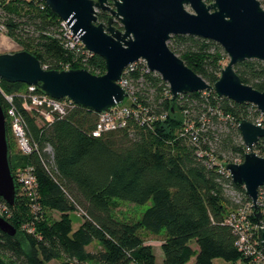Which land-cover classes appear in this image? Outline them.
<instances>
[{
	"label": "trees",
	"instance_id": "16d2710c",
	"mask_svg": "<svg viewBox=\"0 0 264 264\" xmlns=\"http://www.w3.org/2000/svg\"><path fill=\"white\" fill-rule=\"evenodd\" d=\"M96 15L98 23H107V11L98 10ZM60 22L43 0H0V23L6 34L46 69L58 70L68 63L71 68L103 74L102 57L65 46L58 36ZM113 24L120 27L118 21ZM168 45L207 83L213 85L219 78L226 54L218 43L173 35ZM234 69L243 83L264 90L262 61L244 60ZM125 77L135 88V103L148 110L152 121L142 123V115L128 116L123 126L99 136L93 134L98 112L73 105L64 115L50 114L49 120V109L31 100L27 84L0 80L3 92L14 95L34 145L30 154L20 153L6 120L16 196L14 205L0 197V205L16 233L0 231V264L53 260L57 264H159L142 231L162 235L161 264H213L215 258L225 264H251L236 246L238 233L226 222L251 200L242 186L219 169L243 160L247 147L237 125L240 120L258 118L264 125L260 111L251 103L219 97L213 90L179 94L172 102L167 83L158 74L146 72L141 62ZM0 104L5 114L2 93ZM253 150L264 156V137ZM26 168L35 177L33 193L20 181ZM231 191L241 195V203ZM259 199L261 217L257 219L253 211L249 215L257 224L264 221V186ZM117 200L150 205L139 218L123 219L114 213ZM52 211L59 213L58 218H52ZM71 211L82 217L75 230ZM94 243L97 249L88 250Z\"/></svg>",
	"mask_w": 264,
	"mask_h": 264
},
{
	"label": "water",
	"instance_id": "95a60500",
	"mask_svg": "<svg viewBox=\"0 0 264 264\" xmlns=\"http://www.w3.org/2000/svg\"><path fill=\"white\" fill-rule=\"evenodd\" d=\"M50 11L66 22L85 49L102 57L105 72L85 68L46 69L25 50L0 53V80L39 87L47 95L69 98L95 112L120 104L126 96L117 83L130 64L144 60L149 71L169 86L171 101L177 95L213 90L236 103H251L264 114V90L245 84L234 66L256 59L264 63V10L259 0H43ZM190 10H189V9ZM109 13L106 24L97 22V11ZM114 18L120 27H116ZM173 35H191L218 43L228 57L213 85L189 68L168 42ZM264 117V116H263ZM248 151L239 163H226L232 182L242 186L253 213L261 217L258 198L264 186V156L253 146L264 137V127L246 119L238 125ZM16 184L9 165L6 121L0 104V197L14 205ZM0 231L13 236L16 229L0 216ZM257 243L264 252V227Z\"/></svg>",
	"mask_w": 264,
	"mask_h": 264
},
{
	"label": "built area",
	"instance_id": "2783aa9c",
	"mask_svg": "<svg viewBox=\"0 0 264 264\" xmlns=\"http://www.w3.org/2000/svg\"><path fill=\"white\" fill-rule=\"evenodd\" d=\"M261 7L264 10V3H261ZM41 8H43V5H41ZM60 26V33L58 36L60 39H62L66 47L70 49H75L77 51L82 48L84 50L82 52L87 56H90L92 54L90 51L85 49L78 36L73 35L71 33V30L67 27L65 21L61 20ZM0 30L6 32V27L3 24H0ZM138 62L144 64L146 72L149 71L144 60H138L128 65L123 70L121 78L117 83L123 88L126 93V96L120 104H117L113 107L108 108L105 111L98 113L96 125L93 130L94 135L99 136L107 130L123 126L125 124L126 117L128 116H132L138 119L140 115H142V123H149L150 121H152L151 117L148 115V110L145 107H141V105L135 103V88L125 77L128 72L134 69L135 65ZM70 68V65L67 63L61 65V69L58 70H67ZM27 89L28 96L34 103H36L37 105H45L49 109V120L51 117L50 114L58 113L59 115H64L67 109H69L73 105H76L71 99L66 97L61 99L53 98L44 93L39 87L35 85H27ZM38 89L39 92H37ZM0 93H2L7 103L5 113L6 115L4 114L5 121L8 120L10 122L11 132L15 139L17 149L20 151V153L24 155L30 154L34 149V145L32 144L27 134V130L23 120L21 119L20 115L16 110L14 104V95L4 93L3 89L1 88V84ZM124 101H126L125 104L123 103ZM161 117L164 118L165 114ZM253 123L264 127L261 118L256 119V121ZM211 161H215L213 157L211 158ZM219 171L227 172L225 166H220ZM20 181L23 183V187L27 189L29 193L34 192V188L36 187V181L33 173H31L30 171V168H26L20 173ZM230 193L232 194L237 203H241L242 199L240 194L235 193L233 191H231ZM259 201L260 199L258 198V205H260ZM0 209L7 212L5 207L1 205ZM252 211V203L242 204L236 212L231 213L226 218V222L232 225L235 231L238 233V240L236 241V246L238 250L241 251L244 256L249 258L251 264H264V252L258 246L256 237L257 229L258 227H264V221L259 224L253 223L249 218V215Z\"/></svg>",
	"mask_w": 264,
	"mask_h": 264
},
{
	"label": "rangeland",
	"instance_id": "374dc122",
	"mask_svg": "<svg viewBox=\"0 0 264 264\" xmlns=\"http://www.w3.org/2000/svg\"><path fill=\"white\" fill-rule=\"evenodd\" d=\"M189 9V8H188ZM190 10V9H189ZM114 21H118L114 18ZM114 23V22H113ZM1 24V23H0ZM20 50V47L6 34L5 31L0 30V53H10ZM228 57L227 55L222 60L223 67L227 64ZM126 101L123 103L125 104ZM264 116V114H262ZM9 125L10 122L8 121ZM11 128V125H10ZM14 138V137H13ZM150 205V202L144 203V204H135L130 203L127 201H118L117 200V206L114 209V213L119 218L123 219H137L140 217L141 213ZM51 214L52 218H58L59 213L56 211L49 212ZM0 216L6 219L9 217V214L5 212L4 210L0 209ZM69 218L71 220L72 229L75 230L82 222V217L80 216L78 211H71L69 212ZM7 220V219H6ZM142 236L146 244H149L156 256V261L161 264L163 259V254L161 251V236H152L149 233H146L142 231ZM192 247L196 248V245L191 242ZM97 244L94 243L90 246H87L88 250H96ZM58 261L53 260L49 264H57ZM189 262L188 264H190ZM130 264H137V263H130ZM213 264H225V261L222 258H215L213 260ZM237 264H241L239 261Z\"/></svg>",
	"mask_w": 264,
	"mask_h": 264
}]
</instances>
